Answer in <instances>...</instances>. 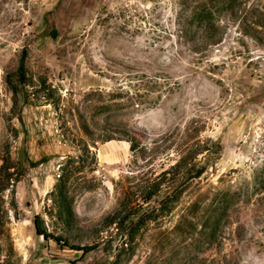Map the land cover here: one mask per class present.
I'll return each mask as SVG.
<instances>
[{"label": "rangeland", "instance_id": "obj_1", "mask_svg": "<svg viewBox=\"0 0 264 264\" xmlns=\"http://www.w3.org/2000/svg\"><path fill=\"white\" fill-rule=\"evenodd\" d=\"M197 1L204 0H0V157L8 149L25 167L15 210L4 193L0 264H99L107 257L101 249L84 256L62 248L34 229L39 214L48 231L59 232L46 215L48 194L64 156L78 154L82 122L109 130L122 124L148 148L153 141L170 145L149 166L156 172L173 161L166 160L173 159L172 132L200 127L201 138L220 145L210 180L241 189L224 222L231 233L222 250L233 257L220 260L213 249L202 255L204 247L191 245L179 264H264V38L260 44L246 33L264 26V0H233L215 17L222 41L203 48L178 32ZM21 58L25 86L17 82ZM167 133L170 140H160ZM90 150L95 162L78 176L72 202L77 244L101 240L100 217L134 174L149 168H139L142 158L123 138L97 140ZM154 232L127 264H145L149 255V264H162L168 254Z\"/></svg>", "mask_w": 264, "mask_h": 264}, {"label": "trees", "instance_id": "obj_2", "mask_svg": "<svg viewBox=\"0 0 264 264\" xmlns=\"http://www.w3.org/2000/svg\"><path fill=\"white\" fill-rule=\"evenodd\" d=\"M232 2L233 0L197 1L186 10L178 32L199 48L219 44L223 39L222 27L216 23L215 17L221 10L229 8ZM262 27L264 26H252L246 31L260 44H263L264 38ZM51 35L55 36V32ZM17 75L18 84L27 85L24 58L20 60ZM17 88L11 84L13 94L17 93ZM100 109L103 111L108 107ZM110 128L112 127L107 123L102 128L86 122L80 124L84 137L79 138L74 146L78 154L64 156L60 163L61 174L48 194L46 215L58 223L59 232L48 231L43 217L37 214L33 220L36 234L45 241L52 240L58 246L81 252L84 256L101 249L107 257L99 264H127L150 230L155 231L154 240L168 254L162 264H179L183 249L191 245L196 248L204 247L202 255L213 249L220 260L231 259L233 253L222 250L223 242L228 240L231 233V229L225 228L224 222L234 211L241 189L232 188L231 184L221 188L210 180L208 166L219 153V143L210 138H201V128L193 123L183 129H176L172 132L176 133L173 141L176 144L171 156L173 159H166L173 161L161 164L158 167L160 170L156 172L149 166L170 145L163 146L159 141H153L152 147L148 148L141 143L135 130L122 124L114 126L116 130H109ZM172 133L165 134L160 140H170ZM114 138H123L129 142L130 151L135 158H142L139 168H149L134 174L132 184L119 193L116 206L100 217L95 226L98 234L104 235L100 241L92 244L71 242L70 234L73 228L78 227L72 206L74 190L80 185L78 176L93 167L95 154L90 147L97 140L106 142ZM24 172L23 161L7 149L0 157L1 213L5 204V192L10 196L8 206L16 209L14 187L24 176ZM174 216L175 223L162 228L166 220H171ZM150 261L151 255L146 256L145 264ZM186 263L187 260L182 264Z\"/></svg>", "mask_w": 264, "mask_h": 264}]
</instances>
